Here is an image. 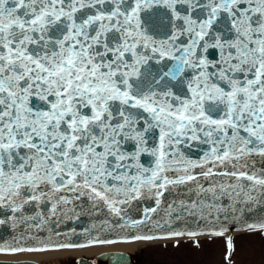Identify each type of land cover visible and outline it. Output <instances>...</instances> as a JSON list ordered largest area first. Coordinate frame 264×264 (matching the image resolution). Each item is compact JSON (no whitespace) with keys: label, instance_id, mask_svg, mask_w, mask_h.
Listing matches in <instances>:
<instances>
[{"label":"snow or ice","instance_id":"6c2138e0","mask_svg":"<svg viewBox=\"0 0 264 264\" xmlns=\"http://www.w3.org/2000/svg\"><path fill=\"white\" fill-rule=\"evenodd\" d=\"M2 226L0 264L184 237L232 264L264 233V0H0Z\"/></svg>","mask_w":264,"mask_h":264},{"label":"rangeland","instance_id":"374dc122","mask_svg":"<svg viewBox=\"0 0 264 264\" xmlns=\"http://www.w3.org/2000/svg\"><path fill=\"white\" fill-rule=\"evenodd\" d=\"M232 236L237 247L232 264H264V233L243 232ZM223 242L201 238V244L197 246L192 239L154 241L146 243L131 256L139 264H229ZM75 259L70 258L62 264H76Z\"/></svg>","mask_w":264,"mask_h":264},{"label":"bare ground","instance_id":"6f19581e","mask_svg":"<svg viewBox=\"0 0 264 264\" xmlns=\"http://www.w3.org/2000/svg\"><path fill=\"white\" fill-rule=\"evenodd\" d=\"M154 241H171V240H152V241H136L132 243H113V244H103L97 245L95 247L89 248H77L71 250H63L56 253H48L42 255L36 254H25L18 258L20 261H33L38 264H62V262L69 260L70 258H81L85 257L88 259H95L97 256L104 253H114L121 252L128 255H133L139 250L140 247L144 246L146 243ZM5 259L0 257V260Z\"/></svg>","mask_w":264,"mask_h":264},{"label":"water","instance_id":"95a60500","mask_svg":"<svg viewBox=\"0 0 264 264\" xmlns=\"http://www.w3.org/2000/svg\"><path fill=\"white\" fill-rule=\"evenodd\" d=\"M234 231H239V230H234ZM0 236H4V237L7 236L6 226L0 227ZM81 261L85 262V264H136V261L132 257L124 253L102 254L97 257L95 262L87 259H79L78 264H80ZM25 264H36V263L27 261L25 262Z\"/></svg>","mask_w":264,"mask_h":264}]
</instances>
